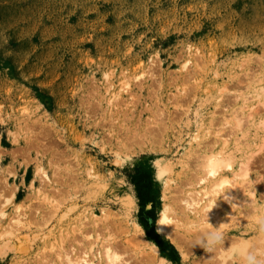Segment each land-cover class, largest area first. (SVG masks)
<instances>
[{"label": "rangeland", "instance_id": "rangeland-1", "mask_svg": "<svg viewBox=\"0 0 264 264\" xmlns=\"http://www.w3.org/2000/svg\"><path fill=\"white\" fill-rule=\"evenodd\" d=\"M263 119L264 0H0V229L32 230L0 264H264ZM219 155L256 183L241 231L227 185L219 227L189 206Z\"/></svg>", "mask_w": 264, "mask_h": 264}, {"label": "bare ground", "instance_id": "bare-ground-1", "mask_svg": "<svg viewBox=\"0 0 264 264\" xmlns=\"http://www.w3.org/2000/svg\"><path fill=\"white\" fill-rule=\"evenodd\" d=\"M126 86L127 88H129L130 84H127ZM255 115L258 116L259 113L256 112ZM240 123L241 122L239 121L237 126L238 136H241L243 133L242 132L243 129L239 127ZM259 127H260L259 131L264 134V119L260 120ZM219 138L221 141L223 153L232 152V154H235L239 151V148H236L237 145L232 146L233 140L231 138H222V137ZM263 148L261 149V151L263 150ZM206 158L207 159L205 162V167L207 169V173H208L207 176L209 178L216 179L215 177L218 176L219 174L224 173L226 171L227 174L228 171H232L231 177L224 176L223 174L224 177L221 179V181L219 180L220 182L217 180L215 183H213V185L210 188L205 189L204 192H201L199 194V199L197 201H193V203L189 205L193 207L194 213H199L202 215L201 217H197V219L201 221L203 220L207 221V223H205L206 225H213L209 223V221L211 222L213 214L217 213L218 211L223 212L225 210L224 206L221 204L220 195L224 193V191L222 192V190L226 185L229 186V190H230L229 192H227L229 193L228 197L230 196V194H233V192H236L240 195H244L245 193L249 192L250 197L252 198V201L255 204L256 193L254 187L252 186L256 185V183L254 184L252 183V181H249L250 168L248 167L247 164L242 163L237 169H234L233 160L227 161L225 157H221L220 155L217 157L210 156ZM171 170L168 167L162 166V169L159 174L160 179H163L168 172L170 173ZM39 192L41 191L39 190ZM228 197L225 200L228 203V209H229V214L227 215V218L231 219V222H233V224L235 225L236 231L237 230L241 231V229H243L244 222H242V220H244V218L243 219L237 218L239 217V215L235 213L233 208V205L237 203V200L235 199L233 201ZM9 202L10 201H6L3 204H0V212L2 213L1 218L7 217V215L9 214L10 209L6 207L9 205ZM254 210L255 212L259 213L260 211H263L264 208L261 209V207H259L257 203ZM166 213L167 212L165 210V214L161 217L162 218L161 221L167 218V220L170 221V223L162 224L160 221L159 224L160 230L165 233L170 229H172L173 228L172 225H174L172 223L174 221V218H169V215H166ZM24 218H26V215L18 210L16 214H13V218L10 219L8 225L0 229V246L20 248L24 244V242L29 238L28 235L32 231L25 224L26 219ZM168 233L169 232H167L166 234ZM39 234H43V231L40 230ZM12 244H14L16 247L13 246ZM94 247H95V243H92L89 250L87 251V253L84 254V256H82L81 258H77V259L75 258L70 260V264H94L93 260L90 259V255ZM116 248L117 247L111 246L109 244L101 245L100 256L103 257L104 262H101L100 264H122L123 261L122 257L119 255V253H117L119 249L116 251Z\"/></svg>", "mask_w": 264, "mask_h": 264}, {"label": "snow or ice", "instance_id": "snow-or-ice-1", "mask_svg": "<svg viewBox=\"0 0 264 264\" xmlns=\"http://www.w3.org/2000/svg\"><path fill=\"white\" fill-rule=\"evenodd\" d=\"M256 167L261 169V170H264V157H262L260 160L257 161ZM228 198L234 201L237 198V194H230V196ZM239 198L242 199V196H240ZM222 216H223L222 212L218 211L217 213H214L213 217L211 219V223H214V224H216L217 227H219L220 226V220L222 219ZM161 223L167 224V223H170V221H168L167 218H165L164 220L161 221Z\"/></svg>", "mask_w": 264, "mask_h": 264}]
</instances>
